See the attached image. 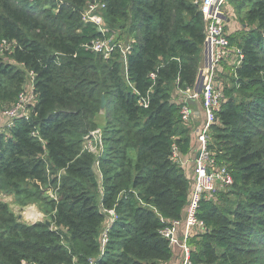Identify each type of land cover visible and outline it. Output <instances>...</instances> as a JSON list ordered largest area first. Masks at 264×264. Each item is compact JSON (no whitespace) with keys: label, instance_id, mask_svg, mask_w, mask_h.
I'll return each mask as SVG.
<instances>
[{"label":"trees","instance_id":"trees-1","mask_svg":"<svg viewBox=\"0 0 264 264\" xmlns=\"http://www.w3.org/2000/svg\"><path fill=\"white\" fill-rule=\"evenodd\" d=\"M90 1L0 0V44L13 45L11 62L0 59V105L17 102L29 72L35 98L28 119L0 134V193L44 215L26 224L0 202V264H168L173 257L160 231L184 220L191 194L171 148L182 160L191 147L175 93L193 88L199 72L200 0H98L104 35L81 22ZM227 2L243 12L239 41L228 37L243 58L222 83L211 139L233 185L217 204L200 202L206 231L189 241L192 264H260L264 250V0ZM112 32L109 59L85 49ZM102 112L95 157L82 145ZM109 210L116 219L102 250Z\"/></svg>","mask_w":264,"mask_h":264},{"label":"built area","instance_id":"built-area-1","mask_svg":"<svg viewBox=\"0 0 264 264\" xmlns=\"http://www.w3.org/2000/svg\"><path fill=\"white\" fill-rule=\"evenodd\" d=\"M225 3V0H200V10L204 21V50L208 57V67L202 74L200 87L196 83L191 89L178 90V103L180 106V118L182 123L191 129V135L196 139V148L193 151V162L190 182L192 184L189 203L186 214L182 222L176 221L160 231L161 236L168 241L169 246L180 249L182 255V264H192L190 260L191 247L189 241L194 234H203L206 231L204 223L198 219L197 214L200 202L203 199L213 200V198L223 189L233 185V178L229 168L219 162L212 151V127L217 121V114L221 109L223 102L222 84L217 78V69L219 65L232 56L233 69L238 67L242 61L243 55L240 49L230 45L226 30V19L218 9L219 5ZM104 5L98 0H91L87 3L82 12L81 22L84 25H93L100 33L107 34L109 30L104 24L101 11ZM115 32L109 37H103L91 41L85 46V49L100 54L104 60L110 58ZM13 45L7 41L0 44V55L11 52ZM130 51L128 45H121V54L126 56ZM33 74L29 72L27 83L23 92L18 96L17 102L11 107L3 108L0 111V134L6 133L15 127L17 119H28L29 107H31L35 98L33 95ZM198 104L202 110L203 121L198 129L192 126L194 117V108L190 107L189 102ZM32 133V136H36ZM43 143V141L40 139ZM102 132L97 129L90 133L83 141V151H86L95 157L102 153ZM198 154V157L196 155ZM171 160L183 166V161L179 155V149L176 145L171 148ZM98 163H96V167ZM61 173H58L60 175ZM50 199L55 200V195L48 192ZM12 196L0 193V202H6ZM108 216L104 223V229L100 235L101 249L104 250L108 241V233L111 222L116 219L113 210L106 211ZM183 227L184 232L179 239L178 230ZM89 264H94L90 261Z\"/></svg>","mask_w":264,"mask_h":264},{"label":"crops","instance_id":"crops-1","mask_svg":"<svg viewBox=\"0 0 264 264\" xmlns=\"http://www.w3.org/2000/svg\"><path fill=\"white\" fill-rule=\"evenodd\" d=\"M224 6H227L228 8H230V11L234 9V7H232L227 0H225ZM230 21V20H228ZM125 44V43H124ZM233 62L232 56H229L226 60H224L218 67L217 69V78L218 80L221 81V84H225L224 78L227 75H231V71H232V67L233 64L231 63ZM208 67V57H207V53L204 50V46H203V50L201 53V62H200V68H199V72L197 75V79H196V87H200V84L202 82V74L204 72V70ZM230 71V72H229ZM222 84V85H223ZM175 96L179 97L178 92L175 93ZM194 108V118H193V123L192 126L195 129H198L199 126L202 124L203 121V114H202V110L200 108V106L198 104H194L193 105ZM191 147H190V152L189 154H187L185 157L182 158L183 161V167L187 173L188 179L190 180L192 175H191V171H192V162H193V151L196 148V139L194 134L191 135ZM12 202L9 204V206L11 207V209L14 212H17L18 210L22 211L24 208H18L15 206V198L11 197ZM12 205L17 209H13ZM30 206V207H29ZM29 208L34 209L38 214L35 216L36 217V223L38 222H42L43 221V214L39 211L38 207L34 204L28 205ZM40 215V217H39ZM41 220V221H40ZM22 221V219H21ZM24 222V221H23ZM25 223V222H24ZM33 224V223H32ZM103 229H104V225H103ZM184 232L183 227H180L178 230V237L179 239L182 237ZM173 251V257L171 258V260L169 261L168 264H182V255L180 252V249L175 247L172 249Z\"/></svg>","mask_w":264,"mask_h":264},{"label":"rangeland","instance_id":"rangeland-1","mask_svg":"<svg viewBox=\"0 0 264 264\" xmlns=\"http://www.w3.org/2000/svg\"><path fill=\"white\" fill-rule=\"evenodd\" d=\"M218 9L220 10V12L223 13L225 19H226V30H227V34L228 36H231L232 39L234 40H238V38H240L241 36V33L243 32V22H242V19H241V16L243 14V12H240V13H235L234 9L230 11V8H228L227 6H224V4L222 5H219L218 6ZM246 10V8H245ZM230 20V21H228ZM123 39L121 41V43H125L124 41H127V36L126 35H123ZM2 59V61H4L5 63H10L11 62V59H10V56L8 54V52L0 55ZM3 108H6V107H2L0 105V111L3 109ZM104 113L102 112L98 118V128L100 130H103V127L105 125V117H104ZM221 149L223 150L224 147L222 145H220ZM221 163H223L225 166L228 167V164L225 162V161H221ZM230 191V188H227V189H223L222 191H220L214 198H213V201L214 203H218V200H219V196L223 193H228ZM11 199H6V202H10ZM12 202V201H11ZM10 202V203H11ZM9 206V205H8ZM16 207L20 208L17 204H15ZM30 207V206H29ZM28 206L25 207L22 211L18 210L17 212H15V215L18 217H21L22 219V222L24 221L26 224H32V223H36V215L38 214L34 209L32 208H29ZM12 208L13 209H16L13 205H12ZM17 210V209H16ZM40 217V215H39ZM43 218H44V215H43ZM20 219V220H21ZM41 221V220H40ZM256 249H260L259 246L256 247ZM258 257H260V260H259V263L260 264H264V250H263V253H261V255L258 254Z\"/></svg>","mask_w":264,"mask_h":264},{"label":"water","instance_id":"water-1","mask_svg":"<svg viewBox=\"0 0 264 264\" xmlns=\"http://www.w3.org/2000/svg\"><path fill=\"white\" fill-rule=\"evenodd\" d=\"M105 105H106L105 98L102 97V99H101V106H100L101 111H103V110L105 109ZM189 105H190V107H192V106L194 105V103L190 101V102H189ZM196 157H198V154L196 155ZM19 219H21V217H19ZM45 224H46L47 226H50V223H49L48 221H46Z\"/></svg>","mask_w":264,"mask_h":264}]
</instances>
